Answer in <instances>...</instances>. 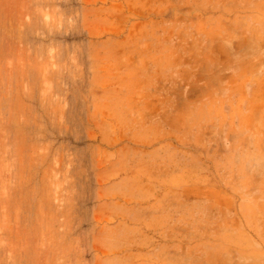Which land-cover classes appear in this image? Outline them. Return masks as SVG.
<instances>
[{
  "label": "rangeland",
  "instance_id": "374dc122",
  "mask_svg": "<svg viewBox=\"0 0 264 264\" xmlns=\"http://www.w3.org/2000/svg\"><path fill=\"white\" fill-rule=\"evenodd\" d=\"M0 264H264V0H0Z\"/></svg>",
  "mask_w": 264,
  "mask_h": 264
}]
</instances>
